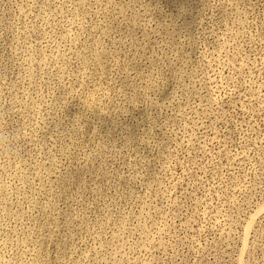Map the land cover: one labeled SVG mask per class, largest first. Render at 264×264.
I'll use <instances>...</instances> for the list:
<instances>
[{"label": "rangeland", "instance_id": "1", "mask_svg": "<svg viewBox=\"0 0 264 264\" xmlns=\"http://www.w3.org/2000/svg\"><path fill=\"white\" fill-rule=\"evenodd\" d=\"M0 264H264V0H0Z\"/></svg>", "mask_w": 264, "mask_h": 264}]
</instances>
